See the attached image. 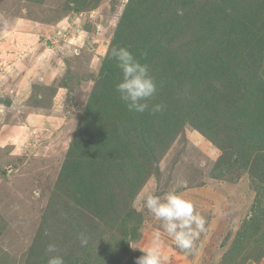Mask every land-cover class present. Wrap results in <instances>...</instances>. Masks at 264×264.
<instances>
[{"label": "rangeland", "instance_id": "obj_1", "mask_svg": "<svg viewBox=\"0 0 264 264\" xmlns=\"http://www.w3.org/2000/svg\"><path fill=\"white\" fill-rule=\"evenodd\" d=\"M179 1L168 4L170 10H178ZM130 2L0 0V264H47L50 255L63 256L65 264H135L156 231L165 264H264V163L249 169L232 106L216 116L213 139L186 122L168 140L151 127L146 140L158 144L148 151L140 135L130 133L126 152L112 150L122 166L96 149L90 132L81 134L89 122L84 109L100 89L97 62L108 60L111 47L147 33L141 21L114 43ZM207 2L211 11L230 5L221 17L235 9L238 23L244 10L248 16L253 10L264 31V0ZM188 44L192 39L175 49L186 52ZM157 75L151 74L158 83ZM191 89L181 91L187 103L209 97L204 83ZM91 162L109 171L88 187L76 180ZM153 177L158 195L176 189L205 218L191 251L179 249L137 202ZM79 233L88 236L86 247Z\"/></svg>", "mask_w": 264, "mask_h": 264}, {"label": "trees", "instance_id": "obj_2", "mask_svg": "<svg viewBox=\"0 0 264 264\" xmlns=\"http://www.w3.org/2000/svg\"><path fill=\"white\" fill-rule=\"evenodd\" d=\"M174 2L175 0H142L138 2L140 6L131 7L135 4V0H132L114 34V43H117L119 38L124 37L125 32H129L133 25L142 21L147 33L137 35L136 43L126 41V44L120 45L127 47L141 63L147 64L150 75L156 72L162 78L157 83L155 101L149 103H160L164 105L163 110L129 112L115 89L120 79L119 69L114 61L106 60L100 70V89L94 90L84 109L89 130L82 129L81 134L90 132L96 149L101 153L107 151L111 156L110 161L115 160L122 166V156L116 154V160L112 150H119L117 153L126 152L128 149L125 150V147L129 145L126 136L130 133H138L141 147L148 151L158 144V139L154 142L146 140L151 127L161 135L164 134L162 137L168 140L174 138L180 131L179 126L186 122L204 137L213 139L217 131L216 116L222 115L226 108L232 106L238 123L237 129L242 134L241 146L246 149L247 157L252 159L248 160L251 164L249 169L255 168L257 163H264L262 23L252 20L253 10L251 15H247L250 9L241 13V17L245 19L238 23L235 9L230 14H225V18L221 17L224 12L222 10L230 6L228 4L216 6L211 11L207 0H200L197 6L194 5L195 0H180L178 10H170L168 4ZM249 19L251 21L248 23ZM189 39H192L195 46L188 44L186 52L175 49L177 43L182 42L184 46ZM205 46H211L209 52L200 48ZM245 67H249L252 72ZM248 73L253 76L244 81L243 76ZM199 82L204 83L209 97L199 103H187L181 95L182 89L185 91L189 86L196 89ZM244 82L247 83L242 88L240 83ZM236 86H239L241 92ZM140 117L142 121H138ZM230 140L232 141V137ZM129 152L132 153L131 148ZM91 163H88V174L76 180L82 178L88 187L98 184V173L108 169L103 164L98 169L97 164ZM107 171L109 169L103 175ZM87 189L91 191L92 188ZM124 247L126 248V243Z\"/></svg>", "mask_w": 264, "mask_h": 264}, {"label": "clouds", "instance_id": "obj_3", "mask_svg": "<svg viewBox=\"0 0 264 264\" xmlns=\"http://www.w3.org/2000/svg\"><path fill=\"white\" fill-rule=\"evenodd\" d=\"M106 59L114 61L119 69L120 79L115 85L120 100L125 103L129 112L143 113L145 111L161 112L164 105L152 103L157 93V82L149 74L147 64L141 63L125 46H113L106 54ZM102 62H97V71ZM158 185L155 178H151L142 187L136 200L142 208L160 222V228L184 251H191L194 242L204 232L206 220L195 209L193 203L185 199L176 189L157 194ZM81 247L88 244V236L78 234ZM161 232L152 233L148 247L139 249L142 255L135 259V264H165L168 259L162 255ZM49 253L56 252V246L49 244ZM47 264H65L61 255H50Z\"/></svg>", "mask_w": 264, "mask_h": 264}]
</instances>
